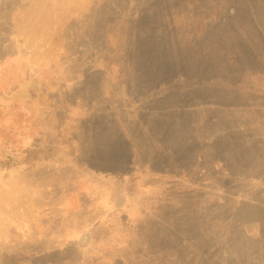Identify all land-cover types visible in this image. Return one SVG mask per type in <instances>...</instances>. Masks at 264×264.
<instances>
[{
	"label": "rangeland",
	"instance_id": "374dc122",
	"mask_svg": "<svg viewBox=\"0 0 264 264\" xmlns=\"http://www.w3.org/2000/svg\"><path fill=\"white\" fill-rule=\"evenodd\" d=\"M73 158L128 207L83 250L20 227ZM0 264H264V0H0Z\"/></svg>",
	"mask_w": 264,
	"mask_h": 264
},
{
	"label": "crops",
	"instance_id": "0c3cea01",
	"mask_svg": "<svg viewBox=\"0 0 264 264\" xmlns=\"http://www.w3.org/2000/svg\"><path fill=\"white\" fill-rule=\"evenodd\" d=\"M33 164L34 168L29 170L23 166L20 175L23 178L20 182V191L22 189V192L33 196L32 205L20 204V227L24 224L36 223L32 214L39 209L45 208L47 212L52 207H60L63 211L62 217L60 216L61 221L70 222L69 238L73 244L79 245L78 249L83 250L94 237L95 228L102 227L104 213L110 208L113 211L117 210L116 212L128 209L126 202L116 201L113 197L109 199L105 195V185L102 182L104 183V180L110 176L114 177V173L107 176L102 172L101 174L88 172L83 169L82 161L76 158L68 161L67 164L72 168V172L66 177L61 175L60 165L55 160L44 159L39 162L35 160ZM36 164L38 165L35 166ZM30 180L32 184L28 183ZM28 211L32 214L26 213Z\"/></svg>",
	"mask_w": 264,
	"mask_h": 264
}]
</instances>
